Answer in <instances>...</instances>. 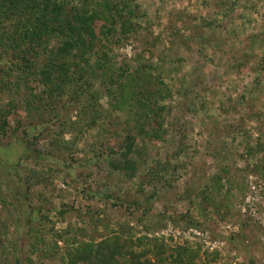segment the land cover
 Instances as JSON below:
<instances>
[{"label": "trees", "instance_id": "trees-1", "mask_svg": "<svg viewBox=\"0 0 264 264\" xmlns=\"http://www.w3.org/2000/svg\"><path fill=\"white\" fill-rule=\"evenodd\" d=\"M147 16L137 0H0V145L13 137L21 140L24 159L34 161L24 177L27 188H52L57 175L76 170L81 172L75 184H87L107 165L110 177L121 175L133 182L141 176L140 196L125 203L107 186L91 196L116 208L135 207L146 217L158 192L172 186L170 176L176 166L159 159L149 165L150 152L174 131L185 138L181 128L168 122L175 91L165 80L179 72L185 59L174 45L156 63L155 50L162 41L161 37L149 39V24L143 23ZM179 34L174 30L173 38ZM182 39L188 47V40ZM128 48L131 57L124 52ZM164 64L170 69L159 67ZM177 86L178 94L187 93L186 79ZM263 116L256 113L251 119ZM258 134L255 146H246V154L260 158L253 174L264 182V131ZM41 141L47 143L43 153L38 149ZM82 141L87 143L81 150L84 159L79 158ZM184 151L178 143L174 159ZM40 154L51 164L38 160ZM245 189L231 177L229 168H220L198 195L207 206L201 213L231 211L234 193ZM32 202L41 221L27 232L30 264L33 255L53 264H214L220 257L203 254L201 247L171 248L157 238L134 239L130 230L115 231L103 224L100 213L90 208L88 214L96 223L92 229L98 234L103 226L105 234L100 241H86L87 229L69 227L57 232L44 226L43 220L49 217L43 208L50 204L45 193L35 194ZM67 213L63 206L58 215L65 218ZM186 218L189 226L200 227ZM8 257L9 253L0 263L10 264Z\"/></svg>", "mask_w": 264, "mask_h": 264}, {"label": "rangeland", "instance_id": "rangeland-1", "mask_svg": "<svg viewBox=\"0 0 264 264\" xmlns=\"http://www.w3.org/2000/svg\"><path fill=\"white\" fill-rule=\"evenodd\" d=\"M137 3L148 15L143 23L149 24V39L161 37L162 44L155 50L156 63L174 45L178 56L185 59L178 73L165 78L175 91L174 111L168 122L181 128L185 138L174 131L166 142L150 152L149 165L159 159L176 166L177 171L170 176L172 186L158 192L146 217L135 207L128 209L124 204L116 208L103 198L91 196L100 186L109 187L125 203L140 196L141 176L133 182L125 181L121 175L110 177L107 165L87 184H75L81 172L76 170L57 175L52 188L30 189L25 186L24 177L34 167V161L24 159L21 140L15 137L4 140L0 145V262L9 253L10 264H30L25 246L27 232L41 221L32 198L42 192L50 201L43 208L49 217L43 220L44 226L57 232L69 227L84 228L88 231L86 241L91 238L100 241L105 229L99 226V233L94 232L96 229L92 227L96 223L88 214L90 208L100 213L103 224L118 229L115 231L130 230L134 239L157 238L171 248L201 247L203 254L220 255L214 264H264V182L253 174L260 158H249L246 154L248 143L255 146L259 131H264V116L251 119L256 113L264 115V0H137ZM205 23L216 26L207 27ZM174 30L180 33L175 39ZM181 38L188 40V47ZM124 52L129 57L133 55L130 48ZM159 67L170 69L168 64ZM182 79L187 80V93L178 94L177 82ZM178 143L185 151L181 158L174 159ZM86 146L85 141L79 144L80 159L85 157L81 150ZM46 147V141L38 143L41 153ZM33 155L37 157L39 153ZM40 157L41 162L51 164L43 155ZM16 164L17 168L11 170ZM222 167L229 168L231 177L246 189L234 193L231 211L218 215L209 209V215L205 216L201 212L207 206L198 195ZM63 206L68 211L65 218L58 215ZM186 217L200 227L189 226ZM31 259L32 264L54 263L44 262L40 255Z\"/></svg>", "mask_w": 264, "mask_h": 264}]
</instances>
